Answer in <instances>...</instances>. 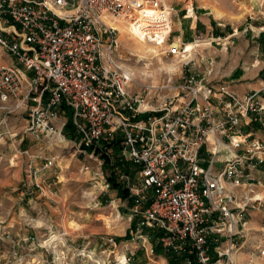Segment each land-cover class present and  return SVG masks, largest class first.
<instances>
[{"label":"built area","instance_id":"built-area-1","mask_svg":"<svg viewBox=\"0 0 264 264\" xmlns=\"http://www.w3.org/2000/svg\"><path fill=\"white\" fill-rule=\"evenodd\" d=\"M179 3L0 0V148L25 159L27 176L42 189L37 178L57 157L22 148L26 138L49 151L74 142L91 161L81 172L99 195L111 189L108 158L149 258L159 246L177 264H237L247 244L245 216L250 208L264 212V197L254 193L264 188V140L248 131L264 126V101L213 83L214 61L201 80L184 73L196 65L201 43L221 38L188 42L182 29L174 35L176 23L196 15L194 0ZM109 22L171 57L182 85L170 73L160 86L139 83L134 92L131 60L122 58L119 30ZM66 109L72 139L65 135ZM147 230L161 235L153 243ZM257 250L264 257V247Z\"/></svg>","mask_w":264,"mask_h":264},{"label":"rangeland","instance_id":"rangeland-1","mask_svg":"<svg viewBox=\"0 0 264 264\" xmlns=\"http://www.w3.org/2000/svg\"><path fill=\"white\" fill-rule=\"evenodd\" d=\"M194 5L195 17L181 19V26L176 23L174 35L182 29L185 40L201 37L210 41L212 36L207 35L200 21L203 14L220 17L217 23L221 26L217 28L226 36L231 32L233 35L234 31L238 34L219 37L221 41L211 46L205 42L198 49L196 65H190L184 73L201 80L208 76L210 62L214 61V73L209 79L230 82L231 77L227 76L234 73L238 75L232 83L236 88L254 82L251 75L256 68L252 66L255 63L252 53L257 47V30L264 27V0H194ZM178 8L184 15L182 3ZM195 23L197 28L192 29ZM120 28V53L124 60H131L129 64L136 78L134 92L139 89V83L160 86L170 73L174 74L175 85H182L181 70L169 71L176 63L171 57L161 55L160 50L158 57L146 55L143 49L146 43L135 33L132 35L126 26L118 25ZM146 47L153 46L146 44ZM260 53L264 54V49ZM245 73L248 77L240 79ZM165 94L164 91L162 95ZM69 120H72L70 115ZM255 132L264 140V131L256 128ZM68 138L72 136L68 134ZM22 148L57 158L52 168L37 178L42 188L39 189L25 172L26 160H13L12 152L0 148V264H169L164 250L163 255L149 258L116 191L111 188L99 195L93 189L90 177L81 172L82 165L91 161L79 155L74 142L63 149L49 151L28 137ZM105 171L109 177L108 166ZM254 191L264 197L263 187ZM249 214L245 216L249 230L247 244L238 255L237 264H264V257L257 250L264 247V212L250 208ZM129 232L130 240L127 239ZM148 232L144 231L143 235Z\"/></svg>","mask_w":264,"mask_h":264},{"label":"crops","instance_id":"crops-1","mask_svg":"<svg viewBox=\"0 0 264 264\" xmlns=\"http://www.w3.org/2000/svg\"><path fill=\"white\" fill-rule=\"evenodd\" d=\"M206 15V16H205ZM208 15V16H207ZM218 19L221 20L220 17H214V16H209V14H203L200 17V21L203 24V26L205 27V30L207 32V35H211L212 38H219V37H230L232 36V32L229 33L227 36L224 34V32L222 30H219L217 27L221 24H218L217 21ZM193 28H197V25L195 23V25L192 27ZM231 31V30H230ZM257 35H255V37H257L258 41H257V47L255 48L254 52L252 53V55H254V59L255 63L254 65H252L254 68H256V70L252 71V75L251 77H253L252 79H254V82H249L246 83V85H242V87L240 88H236L235 86L232 85V83L236 80L235 78L238 77V75L236 76V74H231L229 76H227L228 78H230V82H226L228 84L231 85V87L240 95H245L248 93H258L260 98L264 101V54L260 53V50L264 49V27L261 28L260 30H257ZM260 31V32H259ZM262 33V34H261ZM235 37V36H233ZM185 41H192V40H185ZM7 60V58H6ZM2 64V61L0 59V65ZM245 70V68H244ZM244 75V78H243ZM247 73L242 74V76L240 77V79H246ZM235 80H234V79ZM213 81V83H219L216 82L215 79H210ZM260 129L262 131H264V126L262 124H257L255 126H252L250 128H248V131L254 132V129ZM255 136L258 137L256 135L255 132ZM259 138V137H258Z\"/></svg>","mask_w":264,"mask_h":264},{"label":"trees","instance_id":"trees-1","mask_svg":"<svg viewBox=\"0 0 264 264\" xmlns=\"http://www.w3.org/2000/svg\"><path fill=\"white\" fill-rule=\"evenodd\" d=\"M66 113H67V116L70 115L71 118H72V114L69 110L66 109ZM68 134L72 136V138L75 137L74 135V126H73V121L72 120H69L67 122V125H66V129H65V135L68 137ZM71 138V139H72ZM112 149H113V153L114 155H118L119 152H120V145L119 143H115L112 145ZM117 158V157H116ZM106 166L109 167V171H110V175L108 177V180L109 182L111 183V188L112 190L116 191L117 192V195H118V198L121 199L122 201H127L129 202L130 199H129V195H128V191L125 190L122 186H120L117 182H116V178H115V175L113 174L112 172V168L113 166L111 165V161L107 158L106 161ZM118 166H120L121 164L118 162L117 163ZM124 171H127V168L123 169ZM135 226L136 224H133L132 225V229L135 230ZM150 237H151V241L154 243L156 238L161 235L160 233L158 232H155V231H149L148 232ZM127 239L130 240L131 239V236H130V232L128 233L127 235ZM156 254L158 255H163L164 254V251L159 247V246H156ZM165 254L167 255L168 259H169V264H177L176 263V260L174 259V257L168 253L165 252Z\"/></svg>","mask_w":264,"mask_h":264},{"label":"bare ground","instance_id":"bare-ground-1","mask_svg":"<svg viewBox=\"0 0 264 264\" xmlns=\"http://www.w3.org/2000/svg\"><path fill=\"white\" fill-rule=\"evenodd\" d=\"M109 24L111 25V26H113L114 28H116L117 30H119L118 29V25H122V26H126V25H124V24H122V23H120V22H109ZM127 27V29L130 31V33L132 34V35H134V32L128 27V26H126ZM119 31H122L121 30V28H120V30ZM144 43H146V42H144ZM146 44H148V43H146ZM146 44L144 45V50H145V54L147 55V54H152V55H154V57H158V51H159V49H157L156 47H154L153 45H150V44H148V45H150V46H153V47H146ZM205 44L204 43H201V46H204ZM142 46V45H141ZM145 58V57H144ZM178 66H177V64H173L172 65V67H170L169 68V71H174L176 68H177ZM147 74V73H146ZM259 197V196H258ZM260 198V197H259ZM238 258H239V256H238ZM238 258H237V261H238Z\"/></svg>","mask_w":264,"mask_h":264}]
</instances>
